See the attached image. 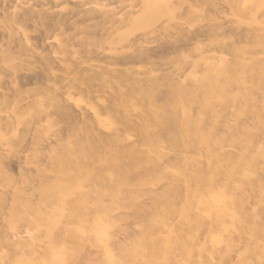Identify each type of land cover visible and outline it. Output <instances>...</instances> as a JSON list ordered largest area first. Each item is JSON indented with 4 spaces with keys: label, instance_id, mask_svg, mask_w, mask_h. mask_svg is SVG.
I'll return each instance as SVG.
<instances>
[{
    "label": "rangeland",
    "instance_id": "obj_1",
    "mask_svg": "<svg viewBox=\"0 0 264 264\" xmlns=\"http://www.w3.org/2000/svg\"><path fill=\"white\" fill-rule=\"evenodd\" d=\"M131 263L264 264V0H0V264Z\"/></svg>",
    "mask_w": 264,
    "mask_h": 264
},
{
    "label": "bare ground",
    "instance_id": "obj_2",
    "mask_svg": "<svg viewBox=\"0 0 264 264\" xmlns=\"http://www.w3.org/2000/svg\"><path fill=\"white\" fill-rule=\"evenodd\" d=\"M216 43V42H215ZM246 55V54H245ZM255 56V55H254ZM256 58V57H255ZM108 123V122H107ZM123 154V153H122ZM143 183V182H142ZM161 193V192H160ZM60 218V217H59ZM119 223V222H118ZM81 224V223H80ZM121 224V223H120ZM114 225V224H113ZM97 226L99 227V228H101V229H103V224H102V222H101V220H99L98 222H97ZM103 226V227H102ZM55 227V226H54ZM56 228V227H55ZM49 237V236H48ZM47 237V238H48ZM50 238V237H49ZM43 243V242H42ZM167 259V258H166ZM132 264V263H131Z\"/></svg>",
    "mask_w": 264,
    "mask_h": 264
}]
</instances>
